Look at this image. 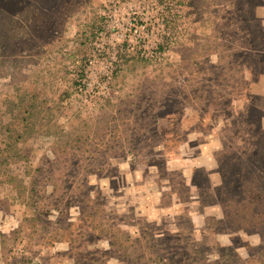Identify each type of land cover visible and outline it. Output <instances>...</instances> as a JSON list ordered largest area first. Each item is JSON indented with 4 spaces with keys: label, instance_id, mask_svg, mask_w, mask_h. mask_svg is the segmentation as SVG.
Listing matches in <instances>:
<instances>
[{
    "label": "rangeland",
    "instance_id": "obj_1",
    "mask_svg": "<svg viewBox=\"0 0 264 264\" xmlns=\"http://www.w3.org/2000/svg\"><path fill=\"white\" fill-rule=\"evenodd\" d=\"M0 264H264V0H0Z\"/></svg>",
    "mask_w": 264,
    "mask_h": 264
},
{
    "label": "built area",
    "instance_id": "obj_2",
    "mask_svg": "<svg viewBox=\"0 0 264 264\" xmlns=\"http://www.w3.org/2000/svg\"><path fill=\"white\" fill-rule=\"evenodd\" d=\"M146 1V0H142ZM142 31V26L138 25L137 21L135 20V17H131L126 22L125 30L120 34V37L123 39H127L125 41L132 42V40L136 39V37H139L140 33ZM165 35V33H163ZM167 36V35H166ZM172 42V39H170L168 44H165V46H161L159 49L158 54H164V51L167 50ZM130 47V44L127 45V48Z\"/></svg>",
    "mask_w": 264,
    "mask_h": 264
}]
</instances>
